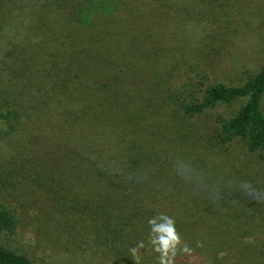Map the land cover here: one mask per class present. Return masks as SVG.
<instances>
[{
	"label": "trees",
	"instance_id": "1",
	"mask_svg": "<svg viewBox=\"0 0 264 264\" xmlns=\"http://www.w3.org/2000/svg\"><path fill=\"white\" fill-rule=\"evenodd\" d=\"M201 1L0 0L15 28L0 51V137L36 146L17 165L24 193L47 203L36 234L58 236L67 254L135 264L129 248L147 244L148 220L164 213L191 253L264 264V62L239 85L175 87L151 71L166 36L174 59L177 30ZM237 100L231 117L210 113ZM178 160L208 187L178 176ZM22 224L0 203V264H33L14 238ZM141 264L157 255L142 249Z\"/></svg>",
	"mask_w": 264,
	"mask_h": 264
},
{
	"label": "rangeland",
	"instance_id": "2",
	"mask_svg": "<svg viewBox=\"0 0 264 264\" xmlns=\"http://www.w3.org/2000/svg\"><path fill=\"white\" fill-rule=\"evenodd\" d=\"M195 2L189 0L191 10ZM201 5L207 8L201 10ZM201 5L198 4L195 12L189 10L190 21L183 29L177 30L179 43L174 59L170 53H166L170 49L169 38L166 36V44L161 46L164 50L158 51V61L155 59L151 63V71H159L165 76L171 74L175 87L188 82L193 85H239L264 62V0H204ZM3 14L1 11L0 51L14 43L11 34L15 28L11 32L8 19ZM14 25L18 27L17 23ZM21 27L19 25L18 29ZM186 28H190V32L185 33ZM166 60H170L169 65ZM240 105V100L229 105H217L210 113L228 118ZM205 118H200L203 124ZM29 139L21 138L19 134L0 137V203L17 209L23 219L14 237L16 243L33 264L103 263L101 260H92L88 252L83 253L79 251L80 248L74 247L78 252L67 254L66 247L59 244L58 236L47 238L46 235L36 234L39 228L45 226L46 221L42 216L45 215L43 213L47 203L37 196L27 197L24 193L27 188L17 166L23 159H32L30 152L26 155L29 150L40 154L36 146H32V141L29 143ZM27 156L30 157L26 159ZM230 254L215 253L212 249L208 251V257L205 253H181L177 255L175 264H229L222 257H231Z\"/></svg>",
	"mask_w": 264,
	"mask_h": 264
},
{
	"label": "clouds",
	"instance_id": "3",
	"mask_svg": "<svg viewBox=\"0 0 264 264\" xmlns=\"http://www.w3.org/2000/svg\"><path fill=\"white\" fill-rule=\"evenodd\" d=\"M175 170L182 179L192 182L197 186L205 188L201 175L183 160H178L175 164ZM146 176L137 177V179H146ZM231 186V185H230ZM238 190L243 194L257 198L259 190L250 182L242 181L236 185ZM212 191L218 196V190L213 188ZM149 232L147 244L140 240L135 246L129 248V256L135 261V264H141V250L146 247L157 255V264H175L178 254L190 253L192 249L182 240L175 226V220L167 214L160 213L148 220Z\"/></svg>",
	"mask_w": 264,
	"mask_h": 264
}]
</instances>
